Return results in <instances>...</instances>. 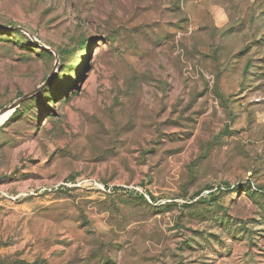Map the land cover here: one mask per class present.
<instances>
[{
    "label": "rangeland",
    "instance_id": "obj_1",
    "mask_svg": "<svg viewBox=\"0 0 264 264\" xmlns=\"http://www.w3.org/2000/svg\"><path fill=\"white\" fill-rule=\"evenodd\" d=\"M0 264H264V0H0Z\"/></svg>",
    "mask_w": 264,
    "mask_h": 264
},
{
    "label": "water",
    "instance_id": "obj_2",
    "mask_svg": "<svg viewBox=\"0 0 264 264\" xmlns=\"http://www.w3.org/2000/svg\"><path fill=\"white\" fill-rule=\"evenodd\" d=\"M42 87L38 88L37 91H34L20 99H18L17 101L11 103L10 105L6 106L5 108H3L1 111H0V119L5 115L7 114L8 112L11 111V114L16 111V109L18 107H20L24 102H26L30 97H32L36 92H38ZM9 118H7L8 120Z\"/></svg>",
    "mask_w": 264,
    "mask_h": 264
},
{
    "label": "bare ground",
    "instance_id": "obj_3",
    "mask_svg": "<svg viewBox=\"0 0 264 264\" xmlns=\"http://www.w3.org/2000/svg\"><path fill=\"white\" fill-rule=\"evenodd\" d=\"M11 116V111L8 112L7 114H5L1 119H0V124L4 123L5 121H7V118H10Z\"/></svg>",
    "mask_w": 264,
    "mask_h": 264
}]
</instances>
